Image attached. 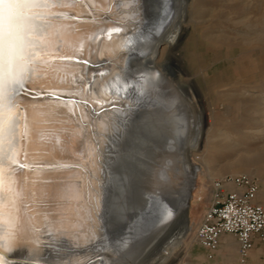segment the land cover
Returning a JSON list of instances; mask_svg holds the SVG:
<instances>
[{
	"label": "bare ground",
	"instance_id": "bare-ground-1",
	"mask_svg": "<svg viewBox=\"0 0 264 264\" xmlns=\"http://www.w3.org/2000/svg\"><path fill=\"white\" fill-rule=\"evenodd\" d=\"M178 1L177 12L167 0H62L49 9L51 22L61 26L60 52L73 59L45 66L47 71L37 72L33 83L9 93L10 102L23 112V138L14 131L12 143L22 151L19 161L27 167L16 168L17 177L24 179L22 200L14 210L6 206L17 215L11 235L0 223V243L14 245L0 257L7 264H127L116 245H127V220L145 208H151L145 213L153 222L147 241L137 248L134 262H139L130 264L153 260L160 253L170 256V244L176 248L184 243L191 225L173 224L181 208L176 209L174 201L184 193L166 197L157 188L160 181L175 183L170 140L148 177L154 187L142 189L146 203L141 211L113 219L106 213L112 144L125 133L126 121L136 115L171 122V137H180L174 125L189 119L187 110L179 113L180 98L166 91L176 87L166 60L178 57L173 49L187 14L185 1ZM115 27L119 33L101 35L103 29ZM53 53L55 48L46 58L53 60ZM84 59L91 63L84 65ZM101 60L100 67L91 66ZM98 72L103 75H94ZM153 73L158 75L153 78ZM188 108H198L193 97ZM205 139L198 132L190 153L202 148ZM183 202L188 218L189 197L179 205ZM149 247L152 252L142 259ZM20 248L26 256L15 252Z\"/></svg>",
	"mask_w": 264,
	"mask_h": 264
},
{
	"label": "rangeland",
	"instance_id": "rangeland-1",
	"mask_svg": "<svg viewBox=\"0 0 264 264\" xmlns=\"http://www.w3.org/2000/svg\"><path fill=\"white\" fill-rule=\"evenodd\" d=\"M172 1L177 12L179 1L167 0ZM184 1L187 14L173 49L178 57L166 60L176 87L166 91L180 98L179 113L187 114V110L189 119L174 125L176 133L181 130L180 137H171V122L136 115L126 121L125 133L112 144L106 213L109 219L123 213L128 218L140 209L142 189L154 187L148 177L158 167L163 144L170 140L175 183L160 181L162 186L157 188L166 197L184 193L174 201L175 208H181L173 224L186 221L191 230L182 245L168 246L170 256L160 253L141 264H264V241L257 240L246 256H240L235 239L232 251L208 250L195 239L212 179L245 174L257 182L256 201L264 203V0ZM191 97L197 109L188 108ZM198 132L207 140L191 154ZM187 197L190 223L185 217L186 204L179 205ZM146 213L141 217H147ZM149 226L142 223L132 237L126 236L127 245H116L127 264L139 262H134L140 252L137 248L147 241ZM144 250L142 259L152 252L150 247ZM15 252L26 256L23 248Z\"/></svg>",
	"mask_w": 264,
	"mask_h": 264
},
{
	"label": "snow or ice",
	"instance_id": "snow-or-ice-1",
	"mask_svg": "<svg viewBox=\"0 0 264 264\" xmlns=\"http://www.w3.org/2000/svg\"><path fill=\"white\" fill-rule=\"evenodd\" d=\"M60 2L62 0H0V223L8 227L9 235L17 215L6 206L14 210L24 196V179L17 177L16 168L27 167L19 161L22 151L12 143L14 131L23 138V112L10 102L9 93L17 87L23 89L25 84L33 83L37 72L47 71L45 66L73 59L60 52L58 29L61 26L53 24L50 19L52 13L49 9ZM120 30L119 27L103 29L101 35L106 37ZM52 48H55V53L53 60H49L45 54ZM81 62L84 65L91 63L87 59ZM88 83H93V80L89 79ZM13 247L12 243H0V257L11 252ZM0 264H7L6 259L0 258Z\"/></svg>",
	"mask_w": 264,
	"mask_h": 264
},
{
	"label": "built area",
	"instance_id": "built-area-1",
	"mask_svg": "<svg viewBox=\"0 0 264 264\" xmlns=\"http://www.w3.org/2000/svg\"><path fill=\"white\" fill-rule=\"evenodd\" d=\"M258 184L245 174L214 178L209 201L195 227L196 242L215 250L224 235L234 237L246 256L257 240L264 241V203L256 201Z\"/></svg>",
	"mask_w": 264,
	"mask_h": 264
},
{
	"label": "water",
	"instance_id": "water-1",
	"mask_svg": "<svg viewBox=\"0 0 264 264\" xmlns=\"http://www.w3.org/2000/svg\"><path fill=\"white\" fill-rule=\"evenodd\" d=\"M53 96V95H52ZM53 97H57V96H53ZM112 172H110V178H112V174H111ZM144 197L146 198V195L144 194V196L143 197H141V205H140V207H142L143 205H144V203H146V201L144 200ZM154 203V207H156V206H158V204H156L155 202H153ZM139 207V208H140ZM138 211V210H137ZM139 211H141V209H139ZM138 211V212H139ZM145 212H148V209H146L145 208V210H143L142 211V213H140V215H145ZM139 215V216H140ZM133 217L132 219H131V221H130V223H129V226L127 227V228H125L124 229V231L127 233V232H129L128 234H126L125 233V235L124 236H131V233H133V232H135V230L137 231V229L138 228H136V227H139L142 223L143 224H148V223H152L153 222V220H152V218H149V217ZM135 228V229H134ZM132 237V236H131Z\"/></svg>",
	"mask_w": 264,
	"mask_h": 264
},
{
	"label": "crops",
	"instance_id": "crops-1",
	"mask_svg": "<svg viewBox=\"0 0 264 264\" xmlns=\"http://www.w3.org/2000/svg\"><path fill=\"white\" fill-rule=\"evenodd\" d=\"M232 241H234V238H232V236H230V235L223 236L221 239L220 250L232 251V249L230 247V245H232V243H233Z\"/></svg>",
	"mask_w": 264,
	"mask_h": 264
},
{
	"label": "clouds",
	"instance_id": "clouds-1",
	"mask_svg": "<svg viewBox=\"0 0 264 264\" xmlns=\"http://www.w3.org/2000/svg\"><path fill=\"white\" fill-rule=\"evenodd\" d=\"M145 75H148V74H145ZM152 75V77L153 78H155L158 74L157 73H153V74H151ZM144 83V78L143 77H141V84H143ZM137 87H140V85H136Z\"/></svg>",
	"mask_w": 264,
	"mask_h": 264
}]
</instances>
